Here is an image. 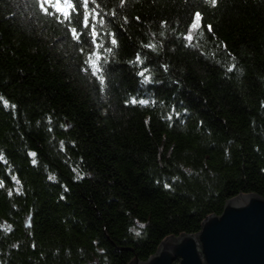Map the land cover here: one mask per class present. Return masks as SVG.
<instances>
[{
  "label": "trees",
  "instance_id": "1",
  "mask_svg": "<svg viewBox=\"0 0 264 264\" xmlns=\"http://www.w3.org/2000/svg\"><path fill=\"white\" fill-rule=\"evenodd\" d=\"M0 155V264L145 261L264 198V0H0Z\"/></svg>",
  "mask_w": 264,
  "mask_h": 264
},
{
  "label": "water",
  "instance_id": "2",
  "mask_svg": "<svg viewBox=\"0 0 264 264\" xmlns=\"http://www.w3.org/2000/svg\"><path fill=\"white\" fill-rule=\"evenodd\" d=\"M29 216L25 227L30 226ZM195 234H169L156 252L141 261L131 247L127 264H264V198L241 193L226 200L221 214L201 219Z\"/></svg>",
  "mask_w": 264,
  "mask_h": 264
},
{
  "label": "snow or ice",
  "instance_id": "3",
  "mask_svg": "<svg viewBox=\"0 0 264 264\" xmlns=\"http://www.w3.org/2000/svg\"><path fill=\"white\" fill-rule=\"evenodd\" d=\"M210 3L213 6H215L216 3H217V0H210ZM78 4H79V0H77V5ZM87 6H88V0H85V8H87ZM56 7H57V9H59L60 8V5L58 4ZM67 7L68 8H72L73 6H72V4L69 3V4H67ZM40 8H41L42 11H44L46 13L48 12V9L45 8L44 3H40ZM64 15H65L66 18H68V13L65 12ZM200 20H201V14L199 12H196L195 15H194V21H193V23L190 26L191 29H197V28H199L200 27V24H199ZM84 25H85V27H87V25H88V17L87 16H85V18H84ZM208 31L209 32L212 31V28H211L210 25L208 26ZM95 36H96V32H95V28H93V37H94L93 43L96 42L95 41ZM73 37L78 39V33H77V31H76L75 28L73 29ZM184 38L186 40H188L190 43H191V41L193 39V37H192L191 34L185 36ZM112 44L113 45L116 44V39L115 38L112 39ZM148 46L149 47H152V48H155V45H148ZM107 51H111V49H107ZM99 59H100V57L99 56H96L95 61H93L92 57H89V60L86 61V63H89L91 65V67H92V74L93 75H97V73L100 72V67H98L97 66V63H96V61H99ZM136 60L140 64H143V60H141V57L139 55H137ZM234 67H235V65H232L227 70L229 72H231L234 69ZM148 72H149V69L147 67L143 68L142 71L138 72V75L141 76V77H143L142 83L147 84V83H150L151 82L150 76L149 75H146V73H148ZM97 78L99 79L100 84H101V91H104L105 81H104L103 77L102 76H97ZM130 102L132 104L140 103L142 105L149 103V101L146 100V99L137 100V98H135V97H133ZM126 103H128V101H126ZM5 106H7V103L5 104ZM12 107L14 108L15 105H12ZM169 119H171V117H169ZM30 155L33 156V157H35V153H30ZM0 159H3L2 155H0ZM32 162H33V164H35L36 163L35 159H33ZM13 179H15V177H13ZM50 179H53L54 180L55 177L52 176V177H50ZM18 183H19V181L17 180V184ZM165 187H168V185H165ZM141 227H143V226L141 225ZM137 234H139V233H137Z\"/></svg>",
  "mask_w": 264,
  "mask_h": 264
}]
</instances>
